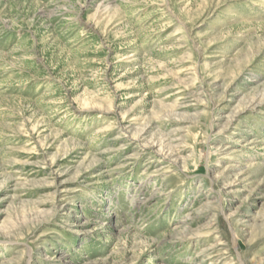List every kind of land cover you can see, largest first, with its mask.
<instances>
[{
  "label": "rangeland",
  "instance_id": "374dc122",
  "mask_svg": "<svg viewBox=\"0 0 264 264\" xmlns=\"http://www.w3.org/2000/svg\"><path fill=\"white\" fill-rule=\"evenodd\" d=\"M0 264H264V0H0Z\"/></svg>",
  "mask_w": 264,
  "mask_h": 264
}]
</instances>
